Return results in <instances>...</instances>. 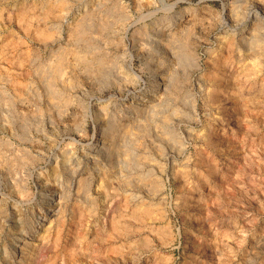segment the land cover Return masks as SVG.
Instances as JSON below:
<instances>
[{"label":"rangeland","instance_id":"374dc122","mask_svg":"<svg viewBox=\"0 0 264 264\" xmlns=\"http://www.w3.org/2000/svg\"><path fill=\"white\" fill-rule=\"evenodd\" d=\"M0 264H264V0H0Z\"/></svg>","mask_w":264,"mask_h":264},{"label":"bare ground","instance_id":"6f19581e","mask_svg":"<svg viewBox=\"0 0 264 264\" xmlns=\"http://www.w3.org/2000/svg\"><path fill=\"white\" fill-rule=\"evenodd\" d=\"M250 37H251V35H250ZM79 57H80V56H79ZM80 60H81V59L78 58V61H80ZM59 62H60V61H59ZM61 62H62V59H61ZM61 62H60V63H61ZM57 64H58V63H57ZM57 67H58V65H57ZM56 69H57V68H56ZM52 70H53V68H52ZM60 70H61L60 68H59L58 70H56V74L60 75V72H61ZM52 72H54V71H52ZM49 74H50V72H49ZM50 76H51V75H50ZM55 76H56V75H55ZM56 77H57V76H56ZM44 78H45V77H44ZM44 78H43V79H44ZM44 81H45V80H44ZM48 84H49V83H48ZM45 85H46V84H45ZM46 87H47V86H46ZM50 92H51V91H50ZM54 94H55V93H54ZM49 95H50V94H49Z\"/></svg>","mask_w":264,"mask_h":264}]
</instances>
